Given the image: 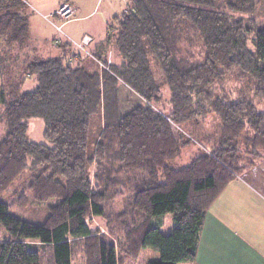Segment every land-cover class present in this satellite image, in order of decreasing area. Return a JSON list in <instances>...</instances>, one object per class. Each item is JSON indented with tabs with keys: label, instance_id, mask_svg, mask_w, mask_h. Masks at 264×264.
Wrapping results in <instances>:
<instances>
[{
	"label": "trees",
	"instance_id": "1",
	"mask_svg": "<svg viewBox=\"0 0 264 264\" xmlns=\"http://www.w3.org/2000/svg\"><path fill=\"white\" fill-rule=\"evenodd\" d=\"M263 1L130 0L107 24L103 45L114 46L120 65L100 70L99 64L106 65L105 50L91 53L96 69L79 54L75 63L64 55L28 57L23 73L34 76L37 87L7 101L0 86V123H6L0 140V224L9 235L0 241V264H39V249L28 241L47 246L51 264H72L76 239L92 245L86 264H121L113 243L97 236L87 217L102 216L106 195L123 191L131 194L138 214L149 220L169 213L175 224L163 234L158 225L148 227L147 220L126 240L123 251L130 260L149 247L159 256L146 264L193 261L213 201L264 157V110L245 98L229 102L212 90L240 71L264 107V29L254 32L256 18L250 16ZM28 17L24 0H0V38L6 46L29 47ZM193 30L203 50L196 61L184 54L193 45ZM251 33L254 51L248 46ZM153 59L161 82L154 76ZM120 83L140 100L124 112ZM163 86L170 95L169 113L154 107ZM208 112L220 120L216 135L209 138L211 150L173 168L171 162L189 142L175 126ZM93 117L99 123L91 147ZM30 118L43 121L48 145L28 139ZM243 153L249 155L245 163ZM20 179L26 180L23 187L34 201H58L41 224L12 215L2 198ZM28 203L24 197L22 205Z\"/></svg>",
	"mask_w": 264,
	"mask_h": 264
},
{
	"label": "rangeland",
	"instance_id": "2",
	"mask_svg": "<svg viewBox=\"0 0 264 264\" xmlns=\"http://www.w3.org/2000/svg\"><path fill=\"white\" fill-rule=\"evenodd\" d=\"M129 3L130 0L127 4ZM118 12L116 14H120V11ZM248 16L249 15L246 17ZM250 16L256 18V29L254 32L258 29H264V1L257 6L254 14ZM111 19H109L108 23L111 22ZM51 21L52 19L49 18V22L52 24ZM52 26L54 27V24H52ZM86 27H90L89 30L91 34H94V32L98 30L97 28L100 29V27L96 24V16L88 21ZM37 30L38 29H36L34 25L31 27L29 26L30 44L29 47L24 49H20L18 46H6L4 40L1 38L5 49L3 51L0 47V54L2 53V56L0 57V86L4 90L3 93L7 101H9L13 96L34 90L38 85L34 76H24L23 66L25 60L28 57H33L34 53L40 55L43 52L48 54L45 57H55L64 52L59 47L60 45L57 46V44L54 43L55 40L60 39V32L56 30L59 33H57L58 35L54 36L53 38L49 37L48 39H44L39 36L38 32L36 33ZM41 30L45 31L48 29L46 26H43L41 27ZM194 33L195 32L193 30L192 39L194 42L192 47L187 50L185 49L184 52V54L189 56V58L191 57L192 61L199 60L203 55L202 47L197 41V37ZM253 37L254 33H251L249 35L248 46L254 51L255 44L252 40ZM91 42L82 47L77 45L79 50H76V48L73 47L71 53H73V51L76 52L82 58H84L83 62L88 61L92 64L91 68L96 69V65L92 60L93 56L91 54L95 53V44H91ZM100 51L102 53L104 49ZM103 56L106 59V63L109 61L108 64L105 63L107 65L105 69H108V67L110 68L112 64L120 65L121 59L113 45L105 47V53ZM151 62L154 76L158 82H161L162 72L160 67L154 59ZM98 66L100 70L104 69L101 64ZM22 75L24 76L22 83H19L16 88H13V83L18 82ZM247 82V77L245 78L240 71H233L223 81L215 83L212 86V90L220 97H225V99L229 102L245 98L252 102L258 110L263 111V103L254 97L252 87H250ZM161 90V100L156 105H154V107L161 112L169 113L171 107L169 104V91L167 90L166 86H163ZM119 102L121 105V111L124 112L130 107L136 105L138 102H140V100L136 94L128 89L123 83H120ZM1 106L3 105L1 104ZM98 123L99 121L96 119V117L91 119L89 132V145L91 147L93 146V141L98 133ZM27 124L28 139L32 142L48 145V142L43 135V121L40 118H30L27 120ZM219 125L220 120L217 118V115L212 112H208L204 116L199 117L198 120L192 121L190 124L183 123L180 127L175 126V129L178 132H182V134L185 135V139H187L189 142L182 149L179 157L171 162L170 165L176 169L182 168L188 165L193 157H197L201 154H208L213 143L209 141V138H213L216 135ZM5 132L6 123L1 122L0 140H2L4 137ZM248 156V154L243 153L242 160L245 158L242 161L243 163L247 161ZM258 159L259 158L256 160ZM93 169L94 166L91 167L90 171L92 172ZM91 178H93V175H91ZM24 185H27L26 180H17L12 187H9L5 192L2 193V198L10 205L9 210L12 215L29 222L41 224L47 218L50 207L55 205L58 201L55 198H51L43 202H36L33 200L31 194L25 190V187H23ZM22 193L24 194L23 196H21ZM24 197L28 199L29 203L22 205V200ZM131 198V194L127 191H123L121 195L116 196L109 194L106 195V198L101 202L103 215L88 216L87 221L91 230L97 236H104L106 241L113 243L119 260L121 261L122 258V262H120L121 264H146L148 260L157 258L159 256L157 251L149 247L143 248L140 251L138 258L135 260H130L132 258L127 256V252L123 251L125 249L126 240L132 238L134 236V232H139L140 226L144 225L148 220L146 216L136 212L131 204ZM157 225L160 227V230L163 234H168L175 226L172 216L169 213L152 216L149 218L147 223L148 227ZM128 232L133 234L128 237ZM8 238L9 235L6 229L0 224V241L6 240ZM28 242L34 244V246L39 249V264H51L49 248L47 246L41 245L38 241ZM87 243L90 242L84 243V239H76L73 241L72 264L87 263V252L91 251L89 247L92 246L91 244ZM130 261H132V263H130Z\"/></svg>",
	"mask_w": 264,
	"mask_h": 264
},
{
	"label": "crops",
	"instance_id": "3",
	"mask_svg": "<svg viewBox=\"0 0 264 264\" xmlns=\"http://www.w3.org/2000/svg\"><path fill=\"white\" fill-rule=\"evenodd\" d=\"M128 1L24 0L29 26L34 25L38 29L36 33L44 39L53 38L60 32V39L54 43L64 51L60 55L74 63L81 59L71 51L73 47L79 50L77 43L83 35L92 37L95 53L105 48L108 21L120 15L127 8ZM62 3H68L74 9L71 18L64 21L55 15ZM118 11L120 14H116ZM95 16L100 29L91 34L86 25ZM43 26L48 30H41ZM58 26L60 30H57ZM0 47L4 51L1 38ZM47 55L46 52L33 54ZM180 264H264V157L229 182L213 201L203 221L195 259Z\"/></svg>",
	"mask_w": 264,
	"mask_h": 264
},
{
	"label": "built area",
	"instance_id": "4",
	"mask_svg": "<svg viewBox=\"0 0 264 264\" xmlns=\"http://www.w3.org/2000/svg\"><path fill=\"white\" fill-rule=\"evenodd\" d=\"M74 9L71 5H69L68 3H62L58 9L56 10L55 15L60 18L61 20H68L72 15H73ZM57 30H60V26L56 27ZM92 41V37L89 35H83L82 38L80 39V41L77 43L78 46H85L87 44H89V42ZM109 61H107L106 64H108ZM104 68L107 67V65H102Z\"/></svg>",
	"mask_w": 264,
	"mask_h": 264
}]
</instances>
